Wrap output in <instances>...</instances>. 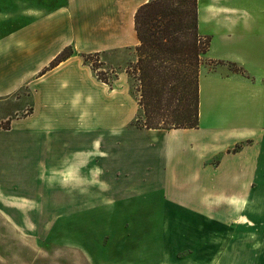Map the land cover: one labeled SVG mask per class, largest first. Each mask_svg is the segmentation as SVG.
<instances>
[{
  "label": "crops",
  "instance_id": "0c3cea01",
  "mask_svg": "<svg viewBox=\"0 0 264 264\" xmlns=\"http://www.w3.org/2000/svg\"><path fill=\"white\" fill-rule=\"evenodd\" d=\"M146 2L0 0V139L11 136L0 141V158L21 172L33 163L32 191L49 200L48 191L66 192V212L42 202L40 213L57 209L46 221L146 223V234L163 239L162 254L173 223L194 222L203 240L220 228L264 234V0H197L208 62L242 73L203 68L198 127L177 130L134 124L140 111L123 68ZM67 48L71 56L45 71ZM89 54L114 72L110 86L84 62ZM26 188L0 184V222L25 221L41 207L3 196ZM91 192L104 196L94 218ZM111 192L132 194L107 199ZM210 254L201 264H214L212 246Z\"/></svg>",
  "mask_w": 264,
  "mask_h": 264
},
{
  "label": "rangeland",
  "instance_id": "374dc122",
  "mask_svg": "<svg viewBox=\"0 0 264 264\" xmlns=\"http://www.w3.org/2000/svg\"><path fill=\"white\" fill-rule=\"evenodd\" d=\"M132 53V59L128 60L123 69L128 76L129 91L138 104L141 99L140 83L132 70L136 60L135 49ZM205 55L200 59L198 74L203 68L242 73L238 65L208 62ZM97 60L101 66L94 65L93 73L101 75L107 71L106 79L111 84L114 72L110 73L104 60L99 57ZM139 111L140 115L134 124L141 127L145 119L140 108ZM10 137H1L0 141L9 140ZM31 167L33 163L26 165L28 172H21L13 160L0 158V184L4 187L27 186L22 190L9 189L3 192V196L14 195L18 199L25 197L34 206H41L33 207L25 216V221L0 222V264H201L211 261V246L216 249L212 258L214 264H264V234H228L226 229L220 228L216 237L203 240L200 239L201 234H195L194 222L173 223L169 224L166 234L168 250L162 254L160 243L163 239L159 238L160 234H146V223H110L94 219L85 223L46 221L51 218L48 216L51 211L57 209L47 207L46 213H40V210L46 209L42 207V202L63 204L66 212V192L48 191L49 200L44 193L32 191L34 174L30 172ZM121 194L126 196L132 192H111L110 197H105L115 199ZM90 197L94 218L99 214L96 203L104 196L91 192ZM263 223L261 229H264ZM155 231L158 233L159 228Z\"/></svg>",
  "mask_w": 264,
  "mask_h": 264
},
{
  "label": "trees",
  "instance_id": "16d2710c",
  "mask_svg": "<svg viewBox=\"0 0 264 264\" xmlns=\"http://www.w3.org/2000/svg\"><path fill=\"white\" fill-rule=\"evenodd\" d=\"M134 31L138 45L132 70L140 83L138 106L145 119L141 127L196 129L200 59L209 48V39L198 33L197 0H147L135 12ZM72 53L71 48L65 49L45 71L53 69ZM98 57V54L82 56L86 64L92 62L93 72L94 65L101 66ZM107 73L95 76L110 86ZM239 148L235 146L232 151Z\"/></svg>",
  "mask_w": 264,
  "mask_h": 264
}]
</instances>
